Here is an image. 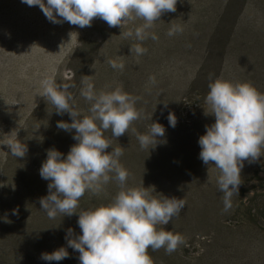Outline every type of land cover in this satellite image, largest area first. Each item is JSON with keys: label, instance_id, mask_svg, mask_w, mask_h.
Instances as JSON below:
<instances>
[{"label": "rangeland", "instance_id": "374dc122", "mask_svg": "<svg viewBox=\"0 0 264 264\" xmlns=\"http://www.w3.org/2000/svg\"><path fill=\"white\" fill-rule=\"evenodd\" d=\"M175 8L162 13L146 30L148 38L138 41L123 33L142 25L139 18L109 27L97 17L90 27L79 28L49 22L38 6L0 0V209L11 211L12 196L22 190L17 171L27 166L32 177L38 145L71 144L56 127L71 119L67 113L57 115L38 95L40 82L54 77L58 84H73L70 103L83 116L90 115V103L80 91L84 81H91L97 92L119 87L138 98L135 108L142 116L135 121L137 133H147L152 122L165 129L157 137L166 142L156 145L161 174L155 186L164 184L162 195L185 201L184 220L170 227L181 230L184 243L166 256L172 258L168 264H264V156L244 163L238 195H232V207L225 212L219 170L214 162L202 163L197 143L214 122L205 114L212 80L248 83L264 94V0H177ZM172 25L182 31L169 36ZM137 44L147 51L137 55L132 50ZM110 60L123 63V70L110 67ZM169 112L175 127L168 124ZM133 122L125 134L115 138L106 131L104 137L111 144L132 143L137 140ZM16 134L27 152L23 158L11 154L6 163L7 142ZM3 231L0 216V239ZM6 249L0 242V264H12L4 262Z\"/></svg>", "mask_w": 264, "mask_h": 264}, {"label": "clouds", "instance_id": "9594fccd", "mask_svg": "<svg viewBox=\"0 0 264 264\" xmlns=\"http://www.w3.org/2000/svg\"><path fill=\"white\" fill-rule=\"evenodd\" d=\"M28 6H38L45 18L58 24L64 21L79 28L91 26L94 18H100L109 27H121L133 19L144 23L128 30L125 37L138 41L148 38L147 29L159 20L162 13L175 12L177 0H21ZM182 31L179 25H172L168 35ZM151 39H157L151 34ZM43 49V48H42ZM44 50V49H43ZM137 55L147 50L137 44L132 49ZM109 66L123 70L124 64L110 60ZM90 76V75H89ZM80 95L90 103V115H81L76 110L71 92L73 84H58L54 77L40 82L39 96L47 98L57 115L67 113L71 122L58 121V129L70 132L76 141L67 154L55 148L46 150V158L38 169L41 179L48 181L47 195L39 199L40 208L49 219L58 214L77 215L80 234L73 229L66 230L68 248L79 253V264H153L148 249H164L174 252L184 243L179 233L157 229L169 224L185 206V201L160 194L155 197L148 188L127 187L128 171L120 164L122 147L105 151L111 146L104 132L119 137L129 130L130 124L142 114L135 108L137 97L117 87L112 91L97 92L91 81H84ZM205 103L209 106L214 122L205 126L204 134L198 138L199 159L204 165H213L219 170L218 191L223 194V210L231 207V197L238 195L241 184L240 172L244 163H253L264 156V94L248 83H233L214 79L208 85ZM167 107V104H164ZM170 127H175L176 118L172 112L166 117ZM140 148L149 150L156 147L157 137H163L164 127L152 122L147 133H136ZM10 153L23 158L27 146L17 139L7 142ZM111 174V175H110ZM110 180L118 182L120 191L107 205L77 211L79 200L86 191L99 193ZM152 187V186H151ZM154 191V188L152 187ZM17 209L12 210L15 215ZM69 256L66 247L61 246L51 253H41L44 261L59 262Z\"/></svg>", "mask_w": 264, "mask_h": 264}, {"label": "trees", "instance_id": "16d2710c", "mask_svg": "<svg viewBox=\"0 0 264 264\" xmlns=\"http://www.w3.org/2000/svg\"><path fill=\"white\" fill-rule=\"evenodd\" d=\"M135 121L133 122L132 132L133 129H135L137 133L139 132L137 128L139 124ZM73 132L74 130L70 132L64 130L60 131V136L64 134L67 135V139L71 144L51 143L37 146L34 154L36 166L32 177L30 176V171H26L27 166L24 169H19V171L16 170L21 177L20 183H23V186L21 191L14 193L12 201L9 202L8 205L12 210L17 209V213L13 215L12 210H5V208L0 209V216L2 222H4V228L6 229V231H3L2 238L0 239V242L7 248L6 253L2 256L4 262L10 261L12 264H79V253L68 248L65 240L66 230L69 227L73 229L74 235L80 234V229L76 223L77 215L73 214L70 217H62L61 214H58L54 219H49L46 214L39 209V199L47 195L48 181L41 179L38 173L41 163L46 158V150L55 148L60 153L67 154L70 146L76 143V141L72 139ZM51 134H53V131ZM172 145L175 144L168 145L165 148L164 155H166V157L170 156L169 152L172 149ZM120 146L122 147L123 155L119 157V162L128 171L126 186L139 187L142 180V186L145 188L149 187L148 191L151 192L153 196L159 197L160 194L162 195L160 191L162 188L164 189V184L161 186L162 188L155 186L158 185L156 179L159 178L157 176L160 170L159 168H161L160 163L157 161L158 156L156 157L155 154L158 152L159 148L156 146L154 150L150 149L148 153L147 149L142 150L138 141L133 138L130 144L112 143L105 151L110 152L112 150L111 147L115 149ZM161 157L164 156L161 155ZM9 158H11L10 151L5 159L6 163L9 161ZM3 172V174H5V169H3ZM159 173L161 174V171H159ZM159 180H161V178ZM151 186L154 188V191ZM120 190L118 182L110 180L99 193L93 194L86 191L79 200L77 211L92 209L100 205H107ZM163 196L170 198L168 195ZM184 215L185 213L180 212L178 216L172 218V221H170L166 227L158 225L157 229L164 228L165 230L172 231L174 234L179 233L181 230H171L170 227H172L177 220L178 223L182 222L184 219L181 218ZM185 224V222L181 223V226ZM61 246L66 247L69 253L67 258L59 262H49L40 259L41 253H51ZM171 254L172 253H165L163 248L156 251H153L151 248L148 249V255L151 257L153 264L172 263V258L166 257Z\"/></svg>", "mask_w": 264, "mask_h": 264}]
</instances>
